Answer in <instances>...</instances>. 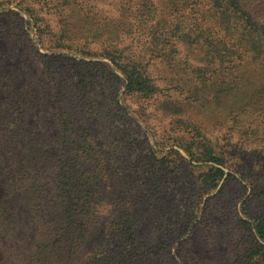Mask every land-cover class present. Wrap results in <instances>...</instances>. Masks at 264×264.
<instances>
[{"label": "rangeland", "instance_id": "obj_1", "mask_svg": "<svg viewBox=\"0 0 264 264\" xmlns=\"http://www.w3.org/2000/svg\"><path fill=\"white\" fill-rule=\"evenodd\" d=\"M167 3L0 0V203L10 206L15 223L13 234L0 236V260L17 261L33 235L28 209L16 191L18 172L42 150H31L29 140L54 136L64 123L60 119L68 117L71 127L87 122L104 148L109 167L102 193L108 205L118 206L117 219L108 215L92 237V250L113 233L120 239L113 245L123 244L118 252L126 264H264V252L247 223V212L256 217L262 212L263 199L248 201L252 188L243 189L237 174L226 193L203 184V174L218 164L196 162L181 146L204 140L225 153L226 173L233 169L245 173L249 183H264V92L253 95L252 84L250 92L227 94L224 103L198 104L184 117L199 129H186L167 105L186 103L188 94L179 96L171 84L160 81L164 92L149 101L127 95L122 82L116 83L114 96L119 97L113 100L107 92L111 83L98 71L90 77L86 98L69 85L85 68L73 66L74 61L111 63L98 56L106 38L131 52H168V37L177 35L172 28L190 9L170 10ZM155 34L164 38L159 45L152 42ZM64 37L75 39L72 48H66ZM178 49L183 63L206 68L209 78L217 76L220 64L210 62L204 48L180 44ZM165 68L163 59L153 56V74L159 77ZM246 75L262 81L254 70ZM90 100L92 105H86ZM51 150L43 151L55 154ZM249 183L243 186L252 187Z\"/></svg>", "mask_w": 264, "mask_h": 264}, {"label": "trees", "instance_id": "obj_2", "mask_svg": "<svg viewBox=\"0 0 264 264\" xmlns=\"http://www.w3.org/2000/svg\"><path fill=\"white\" fill-rule=\"evenodd\" d=\"M167 5L175 11L190 9L185 19L172 28L177 35L168 37L171 45L168 52L162 53L161 48L152 52L145 49L131 52L121 48L119 43L109 44L110 38H106L103 41L105 49L98 56L111 63L74 61L73 66L85 68L76 71L77 76L69 85L79 89L86 98L88 83L92 82L89 81L90 77H94L95 71H98L103 73L106 83H111V87L107 86L110 88L107 92L113 100L119 97L114 96L118 90V87H114L122 82L127 95L149 101L164 92L160 81L171 84L179 96L188 94L185 95L186 103L179 101L167 105L179 116V125L186 129H199L184 117L190 108L198 104L211 103L212 106L215 101L224 103L223 98L227 94L250 92L252 84L255 88L253 95L264 92V4L243 0H168ZM62 40L69 42L66 48H72L70 44L75 41L72 37ZM163 40V37L155 34L152 42L159 45ZM180 44L204 48L210 62L220 64V73L209 78L206 68L194 66L188 61L183 63L178 57ZM78 52L91 56L84 49ZM153 56L162 58L166 67L159 72V77L151 69ZM252 70L261 76L262 81L255 82L248 78L246 74ZM208 82L215 89L213 99L206 89ZM85 104L92 105V101ZM68 120V117L60 119L64 123L62 128L56 129L54 136L40 135L29 140L31 150L37 147H42V150L38 159L26 161L18 172L16 191L28 209L33 235L31 242L24 244L25 249L20 251L17 261L0 260V264L127 263V260L119 257L118 249L123 244L117 247L112 243L114 240L116 243L120 241L113 233L105 236L97 249H91L90 241L98 227L105 226L108 215L112 220L117 219L118 206L117 203L108 205L102 193V183L109 167L104 148L97 142L93 131L87 128V122L82 121L71 127ZM209 144L201 140L200 143L181 145L194 161L218 164L203 174V184L211 189L220 187L219 191L226 193L236 181L237 174V182L243 189L249 191L248 188H252L253 193L247 196L248 201L258 197L264 201V183L259 180L249 183L245 173H234L233 169L226 173L225 153L216 152ZM46 149H53L51 151L55 154L43 151ZM244 182L252 187L243 186ZM250 208L248 202L245 209ZM247 214L251 216L250 223H247L251 225L249 228L255 236L256 246H260L264 252V204L258 217L250 212ZM13 220L10 206L0 203V236L13 234Z\"/></svg>", "mask_w": 264, "mask_h": 264}]
</instances>
